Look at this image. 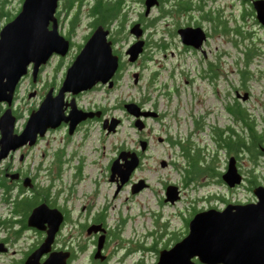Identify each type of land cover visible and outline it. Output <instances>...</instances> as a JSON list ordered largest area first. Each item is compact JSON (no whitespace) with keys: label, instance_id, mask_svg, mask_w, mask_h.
I'll return each instance as SVG.
<instances>
[{"label":"rangeland","instance_id":"obj_1","mask_svg":"<svg viewBox=\"0 0 264 264\" xmlns=\"http://www.w3.org/2000/svg\"><path fill=\"white\" fill-rule=\"evenodd\" d=\"M228 2L236 4L228 6L227 12L234 11L238 15L242 9L239 2L236 0ZM13 3L21 6V0H14ZM242 4L244 8L245 5ZM247 6L250 8L249 4ZM137 7L142 8L140 4ZM158 13L155 9L146 17L147 21H153ZM137 17L138 15L132 12L128 16L119 17L110 26L116 38L113 43L114 51L120 55L123 63L115 85L112 88L99 87L87 91L78 98V103L82 106L107 107L108 113L120 116L122 122L117 130L107 132L99 120H92L70 136L65 134L64 128L51 131L34 148L35 166L38 164L44 166L38 172L35 168L37 182L43 187L50 183L52 199L68 208L71 217V220L65 223L58 242L64 244L73 241L75 247L79 249L78 257L72 264L91 262L93 237L83 224L90 222L98 214L103 216L111 232V237L104 247V253L107 251L111 254L108 264H156L159 249L173 245L187 233V219L195 213L194 210L211 206L222 208L226 205L221 204L219 199H206L205 196L214 189L225 194L229 202H248L256 200V196L249 187L250 182L247 178L256 173L260 179L259 183L264 184V155L259 157L258 163H254L247 154L239 158L244 181L235 189L230 190L228 187L212 184L198 185V182L204 181L203 174H197L192 183L191 179L185 176L188 161L181 145L171 142V137L178 132L181 133L182 140L191 136L195 149L201 148L204 165L214 159L215 168L225 166L229 154L217 146L212 134L216 132L213 127L222 128L231 124L238 131L241 130L240 122L234 120L226 108L229 102L235 101V87L249 89L251 96L246 100L240 99L239 102L257 117L260 121L259 128H262L264 28L256 22L255 16L246 15L244 20L239 17L242 21L239 24L240 32H227L211 39L214 52L216 50L226 52V77L219 79L215 86L207 79L193 75L191 79L196 77V85L193 87L188 82L189 74L198 73L200 68L204 67L200 60L201 53L184 49L176 34L173 37L169 32L154 33L156 30L167 28L172 30L170 16L155 21L149 27L153 40H166L167 45L152 44L136 62L128 60L125 51L131 36L128 35L127 26ZM92 18L85 9L80 21L70 32L72 39L70 50L63 56L54 53L42 66L37 82L32 81L31 72L25 76L18 92L17 106L23 114L20 125L28 117L31 108L39 106L49 87L61 84L67 67L92 29ZM234 23L230 21L228 24L233 27ZM60 30L66 34L68 25L60 26ZM233 39L238 40L239 46L234 44ZM247 50L248 55H252V61L248 65L252 75L244 84L239 70L245 67L243 59ZM236 58L242 62L236 64ZM135 71L140 72L138 82L134 81ZM33 91L36 93L29 96ZM132 99L146 101L148 107L156 104L165 115L161 119H149L151 132H148L150 144L147 153L141 166L133 171L130 181L125 182L117 190L118 182L110 178L109 166L121 149L137 145L138 128L133 124L131 114L122 106L123 101ZM204 114L205 119H199L203 123L200 132L189 135V132L196 128L197 117ZM159 136H168L169 139L162 141L159 140ZM58 154L63 160L60 172H57ZM162 159L167 160L168 164L162 165ZM172 161L178 166H174ZM48 167L54 169L50 172ZM141 179L145 185L133 192V182ZM167 183H175L182 189L181 197L175 202L164 200ZM27 236L14 248H26L40 238L37 232H29ZM153 246H157L158 250ZM21 255V251L16 254H2L0 264H9L20 259Z\"/></svg>","mask_w":264,"mask_h":264},{"label":"water","instance_id":"obj_2","mask_svg":"<svg viewBox=\"0 0 264 264\" xmlns=\"http://www.w3.org/2000/svg\"><path fill=\"white\" fill-rule=\"evenodd\" d=\"M60 0H24L18 14L0 30V101H11L14 90L30 66L33 80L36 81L42 65L57 53L66 55L71 48V40L60 31L56 11ZM150 4V3H149ZM259 21L264 24V0H255ZM131 31L138 39L127 49L129 61H136L144 50V39L140 38L142 27L135 23ZM184 43L201 47L206 34L201 27L180 28ZM110 29L98 24L77 52L68 66L64 79L58 89L52 85L45 93L39 106L34 108L20 133H14V117L10 110L2 116L8 120L4 139L15 145L31 140L36 142L49 128L58 127L62 121H70L69 132L73 133L76 125L100 111H86L80 108L76 94L91 89L97 83L113 86V75L117 71L121 58L114 51ZM139 72H134V81L138 82ZM72 93L70 99L66 94ZM33 91L29 96L35 94ZM248 93L243 94L247 98ZM70 112L66 114V108ZM125 109L135 117L138 129L145 126L144 117L155 116L157 111L143 109L135 100L126 101ZM9 113V114H8ZM6 116V117H5ZM11 120V121H10ZM11 122V123H10ZM121 118H105L103 126L108 131H116ZM5 124V123H4ZM8 131V132H7ZM146 141H142L144 148ZM264 149V148H263ZM136 151L122 149L111 164V179H118L117 190L129 180L139 164ZM166 165V160L161 161ZM118 176V177H116ZM222 178L234 187L243 182L244 175L239 170L235 155L229 157L228 168ZM144 180L135 182L132 191L144 186ZM256 200L248 202H228L224 207H214L196 211L188 221L187 233L169 247L159 249L156 264H264V184L253 187ZM180 197L176 184L166 186L165 201L175 202ZM64 220L63 211L43 202L36 205L28 217V222L40 229L47 225L44 240L25 258L24 264H67L70 250L52 249L55 234ZM103 232L99 235L95 257L102 254L106 240V228L92 223L88 232ZM3 247L0 246V249ZM47 256L43 259L44 255Z\"/></svg>","mask_w":264,"mask_h":264},{"label":"flooded vegetation","instance_id":"obj_3","mask_svg":"<svg viewBox=\"0 0 264 264\" xmlns=\"http://www.w3.org/2000/svg\"><path fill=\"white\" fill-rule=\"evenodd\" d=\"M13 1L14 0H0V30L8 21L13 19L18 14L24 0H21V6L14 5ZM103 1L119 2L120 7H121L119 17L128 16L132 12H135V14L138 15V17L134 18L130 23H128L129 25L127 26L128 35L131 36V39L128 42V47L138 39L136 34L131 31L132 26L135 23H140V26L142 27V34L140 35V38L144 39V50L140 54L138 59L141 56H143L145 50L152 44L167 45L168 42L166 40L154 41L152 38V35H150L149 33V27L152 24H154L155 21H158L159 19L163 17L170 16L172 19V24H173V26H171L172 30L170 28H167L166 30H161V31L156 30L154 33L169 32L171 33V35L173 34V37L176 34L177 36H179V41L183 45L184 49L194 51L197 53L198 52L201 53L200 60L203 62L204 67H201L198 73L189 74L190 78L188 79V82L192 84V87L196 85V77L200 79L202 78L207 79L215 86H217L219 79H221L222 77L224 78L226 77V52L223 50H216V52H214L212 49V46H213V42L211 41L212 38L220 37L226 34L227 32H233V31L240 32L241 26H239V24L242 23V21H240L239 17H241V19L244 20L246 18V15H250V14L255 16L256 22L259 23L264 28V24H262L257 17V11H256L255 4H254L255 0H238V1L236 0V2L237 3L239 2V4L242 7L238 15L235 14L234 11L227 12L226 8L228 6L232 7L236 4L233 2H228V0H103ZM96 3H97V0H60L59 1V5L56 11V15L59 20V28L60 26L68 25V31H66V34L65 33L64 34L66 35V37L70 38L71 45H72V39H71L70 32L73 31L77 23L80 21L81 14L83 13L85 9L87 13L93 15L92 12H93V8L96 5ZM242 3H244L245 5L244 8H243ZM139 4L142 7L141 9H138L139 7H137ZM248 4L250 5V8H248L247 6ZM155 9L159 12L158 15L153 21L148 22L146 17L150 16ZM125 21L126 19L123 20V22ZM230 21L235 22L233 27H230L231 24H228ZM98 24H102V23H97L96 25L91 24L92 29L90 33L88 34L87 38L89 37V35L92 33V31L96 28ZM104 26L110 29L109 38L112 39L114 43L116 41V38L112 34L111 27L106 26V25ZM185 27H201L204 30L206 34V38L203 40L201 47H195L192 44H187L183 42L182 36L179 30L180 28H185ZM119 31H121V29H119ZM233 40H234V44L236 46H239L238 40L237 39H233ZM216 48L218 49L217 46ZM248 53L249 51L247 50L245 57L243 59L244 61L243 63H245L247 60L249 62L252 61V57H249ZM126 56L128 58L127 54ZM241 62L242 60H238L237 58L235 59L236 64H239ZM31 68L32 66H30L28 73L31 72ZM121 68L122 67L120 63L117 71L113 75V80H114L113 86L118 80V73ZM239 71L241 73V69ZM28 73L22 76V78L18 82L14 90V93L12 95L11 101L9 100L0 101V246L3 247L2 249H0V256L5 253L16 254L18 251H21L22 252L21 258L18 260L9 262V264H17V263L24 264L25 258L44 240L45 236L47 235V228H48L47 225L45 229H40L33 225H30L28 222L29 214L31 213L34 206L45 202L52 207H55V206L59 207L64 213V220L60 224V227L55 234V239L53 242L52 249L70 250L71 254L68 257L67 264H72V261L76 257H78L79 249L75 247L74 245L75 243L73 241L65 242L64 244H60L58 242V240H60V234L63 231L65 223L68 220H71V217L69 215L68 208L59 205L58 202L52 199L51 191H50L51 189L50 183L46 187H43V186H40V184L37 182L36 177H38V175H36L35 168H36V171L38 172L39 170L44 168V166L41 164H38L37 166H35L34 148L37 145V143L40 140L44 139V137H46L48 133H50L51 131L64 128L65 134L70 136V135H73L77 130H79L83 125L88 124L92 120H99L102 128L107 130V128L103 126L104 119L111 118L115 116V114L108 113L109 109L107 107H100V106L95 107L91 105L82 106L81 104L78 103V98L87 91H90V90H93L99 87L112 88L113 86L110 87L108 83L99 82L96 85H94L91 89L83 90L76 94V101L80 108L86 111H100L101 113L100 115L95 114L92 117H87L86 119H83L82 121H80L76 125V128L73 133L69 132L70 121H62V123L58 127L49 128L46 131L44 136H39L36 142H31V140H28L27 142L22 143L20 145H15L14 143H10L4 139V135L6 134V128L4 127H7V125L9 124V121L8 120L3 121L2 116L6 113L7 110H10V115L14 117L13 118L14 119L13 132L20 133L23 130L31 111L34 109L33 107L31 108L28 117L23 122V124L20 125L19 122H20L21 117H23V114L21 113V111L19 110L17 106L18 98H19L18 92H19L20 84L23 82V80L25 79V76L28 75ZM193 75H196V77H193L191 79V76ZM64 76L62 80L64 79ZM31 77H32L33 82H37V80L36 81L33 80L32 72H31ZM60 85L61 84H59L57 87L54 85L55 89H58ZM246 92L248 93L247 98H243V94ZM235 93H236L235 101L237 100L239 101L240 99L246 100L251 96L250 91L247 87H244V88L235 87ZM72 96H73L72 93L68 92L66 94V99H70ZM127 101H130V100H127ZM125 102L126 101L122 102L123 108H125L124 107ZM137 102L142 106L143 109H153L154 111H157L158 114H156L155 116L152 115L149 117H144L146 123L142 129H138L136 146L123 148V149L134 150L137 152L140 161L136 169L139 166H141L142 160L145 157L148 146L150 144V140H149L150 136L148 134V132H151L149 119L150 118L161 119L165 115L163 112H161L158 109L156 104L152 105L151 107H148L145 103L146 101L138 100ZM226 108H227V105H226ZM69 112H70V106L66 108V114H68ZM131 116L133 118V124L135 125L134 123L135 117L133 115ZM191 116H193V114H191ZM205 116L206 115L204 114V115H201L200 117H197L196 128L193 131H190L189 135H193V134L200 132V128L203 125V123H201L199 119L201 118L205 119ZM121 122H122V118H121ZM230 126H234V125L231 124L229 125V127ZM229 127L228 126L222 127V129L230 130ZM218 128H221V127H213V130L218 129ZM107 132H112V131L107 130ZM158 138L159 140H162V141H164V139L165 140L169 139L168 136L166 137L159 136ZM143 140L146 141V145L144 148L142 147ZM171 142L172 144H175V145H179L180 142L182 143L184 142L187 144L190 143L189 145L191 147V150L194 153L197 150L199 151L201 150V148H197V150L195 149L194 147L195 145L193 144V140H191V136H187V138H183L182 140V136L180 132H178L177 135H174L173 137H171ZM231 155H234V154H229V157ZM57 156H58V162H59L57 172H60L62 169L61 167L63 165V160L61 159L60 154H58ZM236 158H237V165L239 167L240 157L236 156ZM228 162H229V159H228ZM228 162L226 161L225 166L223 167H219L217 166L218 164H216L217 168H215V174L211 176L209 175V173H207V171H205L203 173V176L205 177L204 181L200 183L198 182L197 184L202 185V186L210 185V184L215 185V186L221 185L224 187H228L230 190H233L235 189V187H238L241 183L237 184L234 187H231L222 178L223 173L228 168ZM173 163L174 161H172V164ZM111 164L109 166V169L111 168ZM166 164H168L167 160H166ZM174 164H175L174 166L176 167L178 166L177 163H174ZM47 169H49L51 172L54 168L48 167ZM239 170L241 171L240 167H239ZM131 175L128 181H130V179L132 178ZM116 180L119 184L120 180L118 179ZM194 181H195V177L191 179L192 183H194ZM135 182L136 181H134L133 184ZM168 184L170 183H167V185ZM177 186L180 190V197H181L182 189L179 185ZM36 197L37 199H39V201L34 202ZM205 197L208 200L211 198L219 199L221 201V204H227L230 201L225 196V194L219 193V191L216 189H214L213 192L209 193ZM92 223L101 224L104 228H106V240L104 244V247H106L108 243V239L111 237V232L109 228L106 226L105 221L103 220L101 216L96 215L93 219H91L90 222H86L83 224L87 232H88L89 225ZM29 232L39 233L40 238L35 243H33L31 246H28V247L26 246V248L24 247L14 248L16 245H18L20 240H22L25 237H28L27 235ZM102 232H103L102 230L98 232H91V233L88 232L93 237V250L91 252V257H90L91 262L89 264H92L93 263L92 261H95V262L99 261L100 263H103V264H108L109 262L111 254H109L107 251L104 253V247L102 251V254L105 255L104 258L95 257L94 255L97 249L98 237ZM12 256H15V255H12ZM46 256L47 254L44 255L43 259Z\"/></svg>","mask_w":264,"mask_h":264},{"label":"trees","instance_id":"obj_4","mask_svg":"<svg viewBox=\"0 0 264 264\" xmlns=\"http://www.w3.org/2000/svg\"><path fill=\"white\" fill-rule=\"evenodd\" d=\"M120 9L121 7L119 2L97 0L92 12L93 20L91 24L96 25L97 23H102L106 26H111L119 18ZM81 46L82 45H80V48ZM248 56L251 57L252 55ZM250 63L251 62L247 60L245 62V67L241 69V77L244 84L252 75L248 68ZM122 65L123 63L121 61V66ZM227 109L231 113L234 120L240 122L241 130L238 131L235 126L229 127V125L228 127L230 130H225L222 128L215 129L214 131H216V134L213 133V137L217 143V146L223 148L228 154H234L235 156L241 157L243 154H247L251 161L258 163L259 157L264 155V123L262 124V128H259L260 121H258L257 117L249 112L247 108L243 106V104L238 100L234 101L233 103H228ZM180 145L188 161V165L185 170V176L187 179H192L193 177L197 176V174H203L205 171H207L210 176L215 174L214 159H212L207 165H204L202 161L203 156L199 150L196 149L197 151L194 153L191 150L190 145L187 143L180 142ZM247 179L250 182V188L260 184L259 176L256 173H252V176L248 177ZM37 201H39V199L36 197L34 202ZM194 212H196V210H194ZM98 215L103 218L102 215ZM189 219L190 218H188L187 221H189ZM153 247L158 250L157 246ZM92 264L103 263H100L99 261H93ZM195 264L203 263L196 260Z\"/></svg>","mask_w":264,"mask_h":264}]
</instances>
